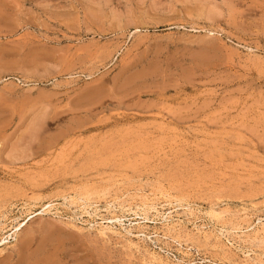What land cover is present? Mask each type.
Returning <instances> with one entry per match:
<instances>
[{"label": "rangeland", "instance_id": "obj_1", "mask_svg": "<svg viewBox=\"0 0 264 264\" xmlns=\"http://www.w3.org/2000/svg\"><path fill=\"white\" fill-rule=\"evenodd\" d=\"M0 233V264H264V0H0Z\"/></svg>", "mask_w": 264, "mask_h": 264}, {"label": "bare ground", "instance_id": "obj_2", "mask_svg": "<svg viewBox=\"0 0 264 264\" xmlns=\"http://www.w3.org/2000/svg\"><path fill=\"white\" fill-rule=\"evenodd\" d=\"M126 194V193H125ZM119 196V195H118ZM30 201V200H29ZM178 201V200H177ZM177 201H175V202H177ZM114 202V201H113ZM56 204V203H55ZM106 204V203H105ZM113 204V203H112ZM47 205V204H46ZM49 206L51 207V205H48V206H45L44 205V207H42L39 211H37L36 213H35V215H43V214H46L47 212H49V210H51V209H49ZM72 206V205H71ZM156 206V205H155ZM154 206V207H155ZM137 207V206H136ZM188 207V206H187ZM53 208V207H52ZM74 208V207H73ZM98 208V207H97ZM106 208V207H105ZM142 209V208H141ZM191 209V208H190ZM31 210V209H30ZM156 210V209H155ZM242 210V209H241ZM102 211V210H101ZM204 211V210H203ZM59 212V211H58ZM142 212V211H141ZM100 213V212H99ZM175 213V212H174ZM184 213V212H183ZM193 213V212H192ZM198 213V212H197ZM230 213V212H229ZM60 214V213H59ZM93 214V213H92ZM235 214V213H234ZM169 215V214H168ZM33 216V215H32ZM61 217V216H60ZM96 217H97V215H96ZM163 217V216H162ZM234 217H236V216H234ZM240 217V216H239ZM65 218V217H64ZM74 218V217H73ZM144 218H145V216H144ZM221 218V217H220ZM2 219V218H1ZM150 219V218H149ZM184 219V218H183ZM222 219H223V217H222ZM169 221V220H168ZM67 222V221H66ZM164 222V221H163ZM186 222V221H185ZM94 223V222H93ZM91 224V223H90ZM190 224V223H189ZM89 225V224H88ZM99 225V224H98ZM107 225V224H106ZM111 225V224H110ZM230 225V224H229ZM166 226V225H165ZM228 226V225H227ZM237 226V225H236ZM90 228V227H89ZM96 228V227H95ZM129 228V227H128ZM145 228V227H144ZM167 228V227H166ZM195 228V227H194ZM97 229V228H96ZM104 229V228H103ZM235 230V229H234ZM195 231V230H194ZM263 232V231H262ZM102 233V232H101ZM175 233V232H174ZM0 234H2V233H0ZM251 234V233H250ZM100 235V234H99ZM261 235V234H260ZM101 236V235H100ZM168 236V235H167ZM174 237V236H173ZM197 237V236H196ZM248 237V236H247ZM105 239H106V237H105ZM157 241V240H156ZM180 241V240H179ZM183 241V240H182ZM197 242H198V240H197ZM196 242V243H197ZM261 243V242H260ZM204 245V244H203ZM214 245V244H213ZM230 245V244H229ZM211 246V245H210ZM255 247V246H254ZM225 249V248H224ZM262 252V251H261ZM181 253V252H180ZM157 254V253H156ZM241 254V253H240ZM160 255V254H159ZM244 255V254H243ZM261 255V254H260ZM264 255V254H263ZM155 256V255H154ZM181 256V255H180ZM234 256V255H233ZM150 257V256H149ZM264 257V256H263ZM185 258V257H184ZM176 262V261H175ZM200 262V261H199ZM236 262V261H235ZM262 262V261H261ZM164 263V262H163ZM162 263V264H163ZM172 263V262H171ZM229 263V262H228Z\"/></svg>", "mask_w": 264, "mask_h": 264}]
</instances>
